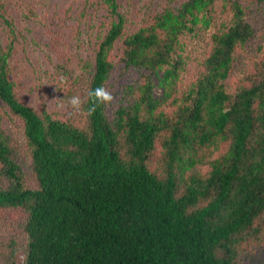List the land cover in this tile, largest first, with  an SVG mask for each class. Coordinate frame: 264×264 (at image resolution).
Instances as JSON below:
<instances>
[{"label": "trees", "instance_id": "1", "mask_svg": "<svg viewBox=\"0 0 264 264\" xmlns=\"http://www.w3.org/2000/svg\"><path fill=\"white\" fill-rule=\"evenodd\" d=\"M99 1L109 20L96 34L94 60L83 64L90 77L79 123L20 97L11 75L18 36L0 2L11 26L10 40H0V179L8 181L0 209L27 213L25 243L12 240L10 264H20L21 249V264H238L243 250L264 243V58L235 91L225 84L254 35L242 3L167 0L129 31L119 0ZM219 2L233 16L182 90L179 37L210 26ZM120 42L119 60L144 71L143 80L126 85V103L89 114L90 89L113 93Z\"/></svg>", "mask_w": 264, "mask_h": 264}, {"label": "rangeland", "instance_id": "2", "mask_svg": "<svg viewBox=\"0 0 264 264\" xmlns=\"http://www.w3.org/2000/svg\"><path fill=\"white\" fill-rule=\"evenodd\" d=\"M185 0H176L179 5ZM245 10L246 19L254 28V35L247 45L236 54L230 76L225 84L235 91L249 75L255 73V61L264 58V2L239 0ZM17 33L16 49L12 58V78L20 97L38 111L43 107L57 112L63 119L71 118L75 123L82 120V105L74 109L68 100L79 95L84 101L90 74L83 68L86 59L94 60L97 32L107 30L103 23L109 20L108 10L99 0H0ZM167 0H119L120 8L128 17L127 27L133 31L146 23L152 12L162 7ZM212 11L213 23L205 26L199 23L194 31L186 30L179 37V52L185 62L180 88H187L192 79L201 73L203 62L212 46V34L224 22H229L232 11L225 9L223 2L215 4ZM11 26L0 19V40L7 43ZM122 43H118L113 58L117 66L112 74L113 106L126 103V85L140 83L144 71L125 68L119 58ZM57 64H63L68 73H59ZM163 92L156 88V94ZM182 92V91H181ZM83 104V103H82ZM16 137L20 142L24 160L29 157L25 151L26 139L22 122L17 120ZM31 162V161H30ZM28 184L34 185L35 178L28 176ZM2 185L8 184L1 178ZM26 211L21 208L0 209V264H10L12 240L20 247L25 243L23 223ZM24 251L18 253V263H22ZM238 264H264V243L243 250Z\"/></svg>", "mask_w": 264, "mask_h": 264}, {"label": "clouds", "instance_id": "3", "mask_svg": "<svg viewBox=\"0 0 264 264\" xmlns=\"http://www.w3.org/2000/svg\"><path fill=\"white\" fill-rule=\"evenodd\" d=\"M90 98V107L88 109L89 114L96 111L97 107L110 103L113 100V96L110 91L104 86H99L90 89L88 92ZM68 103L74 109H80L83 101L79 95H73L69 98Z\"/></svg>", "mask_w": 264, "mask_h": 264}]
</instances>
